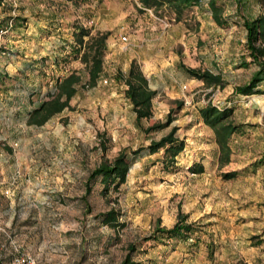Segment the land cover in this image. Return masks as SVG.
<instances>
[{
    "label": "rangeland",
    "instance_id": "1",
    "mask_svg": "<svg viewBox=\"0 0 264 264\" xmlns=\"http://www.w3.org/2000/svg\"><path fill=\"white\" fill-rule=\"evenodd\" d=\"M217 4L222 24L209 0L180 17L140 0L2 1L0 262L24 252L40 264H121L134 243L139 264H264V80L259 93H235L259 68L244 22L264 14V0ZM102 35L104 70L88 86L84 53ZM133 60L157 90L150 118H137L117 78ZM72 72L82 82L70 106L33 123L30 110ZM209 104L230 110L227 122L238 126L226 150L202 115ZM170 132L184 148L166 161L149 145ZM123 150L132 158L127 181L87 193L90 173ZM113 208L114 226L100 216ZM180 220L193 226L186 237L157 231Z\"/></svg>",
    "mask_w": 264,
    "mask_h": 264
},
{
    "label": "trees",
    "instance_id": "2",
    "mask_svg": "<svg viewBox=\"0 0 264 264\" xmlns=\"http://www.w3.org/2000/svg\"><path fill=\"white\" fill-rule=\"evenodd\" d=\"M3 0H0V5ZM143 7L152 8L161 5H168L173 8L178 17L189 7L194 5H202L203 0H140ZM209 5L212 10V15L220 24L222 8L217 4V0H209ZM245 27L247 29V47L249 55L252 57L251 62L259 65V68L253 73L249 82L239 85L235 89V93L242 95H251L259 93L260 83L264 80V14L253 20L246 19ZM89 34L85 28H81L79 36L80 44H82L83 36ZM105 35L99 36L95 40L93 46H89L88 51L84 53L87 61L89 72L88 86H95L104 70V51L106 48ZM88 54V55H86ZM247 60L243 62L245 66L249 63ZM189 73L194 77L203 79L207 82L220 83V75H215L209 71L201 69L187 68ZM117 78L124 81L127 86L126 96L133 104L138 119L150 118L153 114V99L157 95V90L150 87L149 79L143 72L137 60H133L127 73L119 71ZM82 82V76L76 72H72L68 76L59 80L54 93H51V98L44 101L40 106L35 108L30 114L31 121L36 124H43L54 114L62 112L70 106V100L77 93V85ZM205 121L213 126L217 131V141L221 149L228 148L226 140L231 134L238 130V126L232 122H227L230 116V110L219 109L216 106L209 104L201 110ZM150 127L149 129H152ZM183 140L174 136L173 132L161 138L159 141H153L149 145V152L155 153L160 150L165 151V160H175V155L183 150ZM136 153V152H135ZM132 158L126 150L121 151L113 161H104L98 165L89 175L87 180V193H91L94 184L101 182L104 185V194L112 187L118 189L127 181L128 173L132 165ZM233 175V174H232ZM102 221L108 225L120 223L116 209H111L100 214ZM192 224L185 223L180 220L174 227H157V231L162 234H167L170 237H186L192 232ZM137 245L130 244V251L121 264H139L133 257V251L137 249Z\"/></svg>",
    "mask_w": 264,
    "mask_h": 264
},
{
    "label": "built area",
    "instance_id": "3",
    "mask_svg": "<svg viewBox=\"0 0 264 264\" xmlns=\"http://www.w3.org/2000/svg\"><path fill=\"white\" fill-rule=\"evenodd\" d=\"M122 39L127 40V36H122ZM105 82H107V80H105ZM0 264H40V262L30 253L19 252L9 261L0 262Z\"/></svg>",
    "mask_w": 264,
    "mask_h": 264
},
{
    "label": "crops",
    "instance_id": "4",
    "mask_svg": "<svg viewBox=\"0 0 264 264\" xmlns=\"http://www.w3.org/2000/svg\"><path fill=\"white\" fill-rule=\"evenodd\" d=\"M64 78V77H63ZM63 78H60V80H62ZM40 106V105H39ZM38 106H36V107H34L33 109H31L30 110V112H29V117H30V114L33 112V110L35 109V108H37Z\"/></svg>",
    "mask_w": 264,
    "mask_h": 264
}]
</instances>
